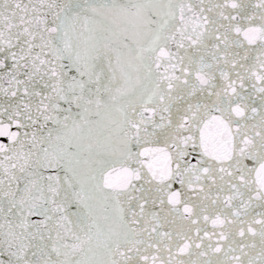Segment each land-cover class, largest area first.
<instances>
[{"label": "snow or ice", "instance_id": "snow-or-ice-1", "mask_svg": "<svg viewBox=\"0 0 264 264\" xmlns=\"http://www.w3.org/2000/svg\"><path fill=\"white\" fill-rule=\"evenodd\" d=\"M0 264H264V0H0Z\"/></svg>", "mask_w": 264, "mask_h": 264}]
</instances>
